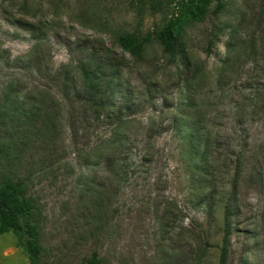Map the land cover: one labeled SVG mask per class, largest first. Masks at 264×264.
I'll return each mask as SVG.
<instances>
[{
    "label": "rangeland",
    "instance_id": "rangeland-1",
    "mask_svg": "<svg viewBox=\"0 0 264 264\" xmlns=\"http://www.w3.org/2000/svg\"><path fill=\"white\" fill-rule=\"evenodd\" d=\"M180 2L0 0V96L16 73L26 108L40 83L62 103L46 136L40 119L14 123L24 134L0 125V182L30 200L43 264H87L94 251L102 264H264V0L213 1L184 28L177 62L155 43L139 59L121 50L120 36H153ZM103 48L120 63L111 112L127 122L109 157L111 120L64 95L56 72ZM0 264H30L12 233Z\"/></svg>",
    "mask_w": 264,
    "mask_h": 264
},
{
    "label": "trees",
    "instance_id": "trees-1",
    "mask_svg": "<svg viewBox=\"0 0 264 264\" xmlns=\"http://www.w3.org/2000/svg\"><path fill=\"white\" fill-rule=\"evenodd\" d=\"M213 1L217 0H181L178 12L173 13L172 17L154 32L153 36L128 33L118 38V46L132 58L139 59L144 56L147 48L155 43L172 62H177L180 37L184 28L188 22L202 20L208 14ZM223 6V3L218 1L217 10H221ZM25 25H28L31 30H40L37 25L28 22H25ZM103 49H105L104 54L93 51L88 53L83 49L74 50L76 52H72L70 62L56 72L62 77L64 95L69 92L80 97L85 107L94 113L96 119L111 120L108 124L111 132L109 136L101 140L99 146L103 147L109 157L124 147L126 137L119 131L126 127L127 122L121 116L116 118L111 112L112 96L116 78L119 77L120 63L117 61L115 63L114 59L109 57L110 49ZM37 50L38 45H35L31 54L24 58L27 60H22L26 64L30 63ZM22 60L21 58L13 59L12 69H24L23 66L20 67L23 65ZM73 70L79 76L77 89L69 74ZM19 88L17 74L12 73L0 96V125H4L6 129L9 126V131H20L24 134L25 132H22L14 123L22 121V123L35 125V121L40 119V136H46L49 132L55 131V117L59 114L62 103L60 104L58 98L51 93L50 88L40 83V105L32 103L28 108L25 107V96H21ZM46 99L50 103L46 104ZM151 139L152 137H148V140ZM180 142L185 144L188 152H191L190 147H198V140L180 138ZM138 162H149V152L143 153ZM192 162L193 165L197 164L193 158H190L189 163ZM0 163H3L1 159ZM21 188L22 185L19 182H13L8 176H4L0 182V235L12 233L17 239V246L23 249L30 264H43L39 232L33 220V208L30 200L22 194ZM87 264H102L96 251L91 254Z\"/></svg>",
    "mask_w": 264,
    "mask_h": 264
}]
</instances>
